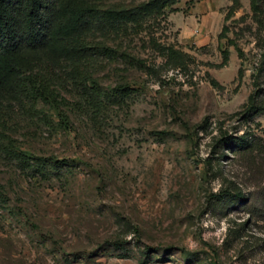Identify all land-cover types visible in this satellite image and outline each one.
I'll list each match as a JSON object with an SVG mask.
<instances>
[{
	"label": "rangeland",
	"instance_id": "obj_1",
	"mask_svg": "<svg viewBox=\"0 0 264 264\" xmlns=\"http://www.w3.org/2000/svg\"><path fill=\"white\" fill-rule=\"evenodd\" d=\"M232 5L177 0L91 34L114 53L95 51L85 79L118 102L59 92L66 103L14 112L0 128V264H264V0Z\"/></svg>",
	"mask_w": 264,
	"mask_h": 264
},
{
	"label": "trees",
	"instance_id": "obj_2",
	"mask_svg": "<svg viewBox=\"0 0 264 264\" xmlns=\"http://www.w3.org/2000/svg\"><path fill=\"white\" fill-rule=\"evenodd\" d=\"M176 1L147 0L119 9L103 8L94 0H0V128H5L18 109L32 116L38 111L39 101L56 106L66 103L59 92L77 91L95 109L105 101L118 102V92L102 93L97 84L85 79L87 63L95 51L114 53L110 47H90L88 37L93 33L105 35L117 25L140 26L143 20L163 13L167 5ZM238 1L232 0L229 14ZM259 1L249 0L253 10ZM226 29L222 27L219 38L224 37ZM227 60L228 51L223 50L221 64ZM241 74L239 69L238 78ZM253 99L254 95H249L248 101ZM228 143L237 145L239 141L229 138ZM6 153L22 167L36 165L38 174L47 176L42 159L10 150ZM228 194L234 204L244 199L242 191ZM112 243L121 244L119 240Z\"/></svg>",
	"mask_w": 264,
	"mask_h": 264
}]
</instances>
